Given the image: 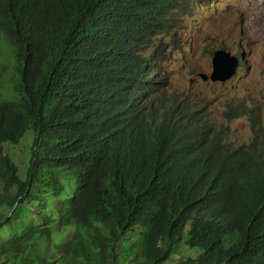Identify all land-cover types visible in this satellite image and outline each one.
Listing matches in <instances>:
<instances>
[{
  "label": "trees",
  "instance_id": "1",
  "mask_svg": "<svg viewBox=\"0 0 264 264\" xmlns=\"http://www.w3.org/2000/svg\"><path fill=\"white\" fill-rule=\"evenodd\" d=\"M187 2L0 0V264H264L261 114L228 111L234 142L159 71ZM29 132L21 178L6 145ZM30 205L44 224L4 240Z\"/></svg>",
  "mask_w": 264,
  "mask_h": 264
},
{
  "label": "rangeland",
  "instance_id": "2",
  "mask_svg": "<svg viewBox=\"0 0 264 264\" xmlns=\"http://www.w3.org/2000/svg\"><path fill=\"white\" fill-rule=\"evenodd\" d=\"M176 22L172 32L157 42L162 46L158 49L159 71L166 77V89L205 101L208 112L220 126L229 129L234 142L248 141L252 134L248 118L230 120L228 111L242 105L247 110H258L264 121V0H189L185 8L181 7ZM218 49L240 60L235 76L224 83L211 79ZM32 142L33 133L29 132L19 144L6 145L21 178L26 174ZM49 198L52 209H58L60 202ZM40 212L33 205L20 209L17 222L1 231L4 240H11L20 222L43 225ZM133 241L132 234L124 236L120 248L126 249ZM237 241L235 237L227 244ZM197 255L194 250L183 251L184 258Z\"/></svg>",
  "mask_w": 264,
  "mask_h": 264
},
{
  "label": "water",
  "instance_id": "3",
  "mask_svg": "<svg viewBox=\"0 0 264 264\" xmlns=\"http://www.w3.org/2000/svg\"><path fill=\"white\" fill-rule=\"evenodd\" d=\"M214 73L212 75L213 82H227L232 79L238 67L240 66L239 58L225 52L224 49H218L215 51L214 59ZM205 80H208L206 76Z\"/></svg>",
  "mask_w": 264,
  "mask_h": 264
}]
</instances>
